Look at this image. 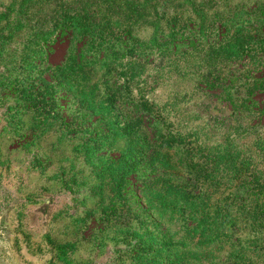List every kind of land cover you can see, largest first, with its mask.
<instances>
[{"label": "rangeland", "instance_id": "374dc122", "mask_svg": "<svg viewBox=\"0 0 264 264\" xmlns=\"http://www.w3.org/2000/svg\"><path fill=\"white\" fill-rule=\"evenodd\" d=\"M0 264H264V0H0Z\"/></svg>", "mask_w": 264, "mask_h": 264}, {"label": "trees", "instance_id": "16d2710c", "mask_svg": "<svg viewBox=\"0 0 264 264\" xmlns=\"http://www.w3.org/2000/svg\"><path fill=\"white\" fill-rule=\"evenodd\" d=\"M179 22V21H175ZM218 25L222 27V23L218 22ZM177 26V27H176ZM63 29V27L61 28ZM184 26H179L177 23H173L170 27V40L172 43L176 45L178 42L184 41V38L186 34H184ZM187 31V30H186ZM165 36L162 30H157L156 33L152 36L153 39H158V37ZM81 37L79 34H72L71 36V42L72 46L75 45L76 42L80 41ZM87 43V44H86ZM146 40H135L131 39L127 42V38H124L123 40H120V42H117L115 39L113 40H107L103 41L101 43L94 42H84L81 46V49L78 50L80 55L85 54L87 50L100 53H110V54H119V53H125L127 51L137 50L139 48L145 47ZM150 46V45H148ZM74 50V48L72 49ZM257 81V80H255ZM137 121V120H136ZM138 121H140V117H138ZM153 129L158 132L159 128L157 125L156 120L153 122ZM145 146L149 148V142ZM145 149L140 150H132V153L126 155L120 152V156L117 158H122L124 163H126V170L123 173L120 187L124 189L125 187L128 188L127 192L122 195L123 203L127 205L128 207L133 206L134 211L142 210L146 211V209L152 210V204L151 201L145 197V194L143 193L144 184H146L149 180H154L157 177H160L159 169L160 167H163L164 162H161V160L158 161L159 153L155 150H151L149 154H145ZM131 152V151H130ZM129 155H133L132 158ZM117 160V159H116ZM140 164V166H139ZM133 174V178H128V176ZM160 175L163 177L165 176V172H162ZM162 178V177H160ZM253 182V181H252ZM242 186H245L249 182L244 180V182H241ZM260 189V188H259ZM129 193V194H128ZM130 203V204H128ZM144 203V204H143Z\"/></svg>", "mask_w": 264, "mask_h": 264}]
</instances>
